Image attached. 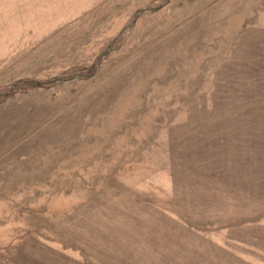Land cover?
I'll return each mask as SVG.
<instances>
[{
  "label": "rangeland",
  "instance_id": "rangeland-1",
  "mask_svg": "<svg viewBox=\"0 0 264 264\" xmlns=\"http://www.w3.org/2000/svg\"><path fill=\"white\" fill-rule=\"evenodd\" d=\"M78 224L264 264V0H0V244Z\"/></svg>",
  "mask_w": 264,
  "mask_h": 264
},
{
  "label": "crops",
  "instance_id": "crops-1",
  "mask_svg": "<svg viewBox=\"0 0 264 264\" xmlns=\"http://www.w3.org/2000/svg\"><path fill=\"white\" fill-rule=\"evenodd\" d=\"M85 219L95 220L91 216ZM77 229L76 243L70 244L36 229L9 234L0 244V264H142L140 257L128 255L125 245H111V233L103 224H78Z\"/></svg>",
  "mask_w": 264,
  "mask_h": 264
},
{
  "label": "water",
  "instance_id": "water-1",
  "mask_svg": "<svg viewBox=\"0 0 264 264\" xmlns=\"http://www.w3.org/2000/svg\"><path fill=\"white\" fill-rule=\"evenodd\" d=\"M81 76V75H78V77ZM74 78H77V76H75Z\"/></svg>",
  "mask_w": 264,
  "mask_h": 264
}]
</instances>
